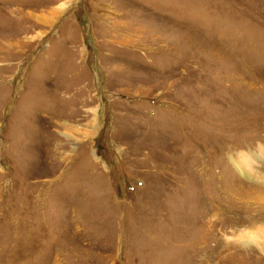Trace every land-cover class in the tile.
<instances>
[{"label": "rangeland", "instance_id": "rangeland-1", "mask_svg": "<svg viewBox=\"0 0 264 264\" xmlns=\"http://www.w3.org/2000/svg\"><path fill=\"white\" fill-rule=\"evenodd\" d=\"M260 206L264 0H0V264H264Z\"/></svg>", "mask_w": 264, "mask_h": 264}, {"label": "bare ground", "instance_id": "bare-ground-1", "mask_svg": "<svg viewBox=\"0 0 264 264\" xmlns=\"http://www.w3.org/2000/svg\"><path fill=\"white\" fill-rule=\"evenodd\" d=\"M246 157V156H245ZM244 159V158H243ZM231 161H232V163H233V165L237 168V170L240 172V173H243V172H246L247 173V170H248V167H250L249 169H251L250 170V172L252 171V170H254V167H253V165L251 164V166H248V164L246 163V162H238L236 159H234V158H232L231 159ZM242 161V160H241ZM248 162V161H247ZM250 165V164H249ZM248 174V173H247ZM228 194V193H227ZM259 199H261V198H259ZM263 199V198H262ZM211 204H213V203H211ZM220 204V203H219ZM218 206V205H217ZM225 206V205H224ZM213 208H215V207H212L211 209L213 210ZM263 208V206H260V211H264V209H262ZM209 210V209H208ZM226 210V209H225ZM248 216V215H247ZM246 217V216H245ZM250 218L248 219L249 221L247 222V223H250L251 224V228H253L254 229V231H252V230H250V231H252V232H249V233H251V239L249 238V239H246V240H244V241H246V242H248V240H250V241H252L253 242V240L255 241L256 239H257V237H264V217L263 216H261V214L260 213H257L256 215L254 214V215H252V216H249ZM257 244V243H256Z\"/></svg>", "mask_w": 264, "mask_h": 264}]
</instances>
